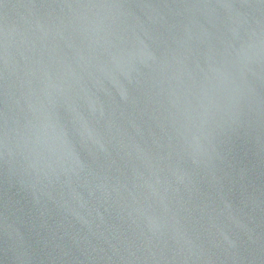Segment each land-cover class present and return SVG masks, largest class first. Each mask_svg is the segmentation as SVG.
<instances>
[{"label": "water", "instance_id": "1", "mask_svg": "<svg viewBox=\"0 0 264 264\" xmlns=\"http://www.w3.org/2000/svg\"><path fill=\"white\" fill-rule=\"evenodd\" d=\"M0 264H264V0H0Z\"/></svg>", "mask_w": 264, "mask_h": 264}]
</instances>
